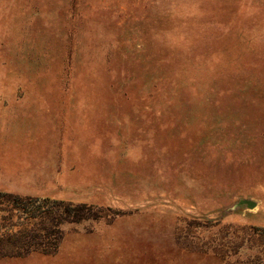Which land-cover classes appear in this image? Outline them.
<instances>
[{"label": "rangeland", "instance_id": "rangeland-1", "mask_svg": "<svg viewBox=\"0 0 264 264\" xmlns=\"http://www.w3.org/2000/svg\"><path fill=\"white\" fill-rule=\"evenodd\" d=\"M0 186L99 215L0 264H263L264 0H0Z\"/></svg>", "mask_w": 264, "mask_h": 264}, {"label": "trees", "instance_id": "trees-1", "mask_svg": "<svg viewBox=\"0 0 264 264\" xmlns=\"http://www.w3.org/2000/svg\"><path fill=\"white\" fill-rule=\"evenodd\" d=\"M93 207L0 191V259L56 253L63 239L62 225L98 218ZM259 253L261 260L264 251Z\"/></svg>", "mask_w": 264, "mask_h": 264}, {"label": "crops", "instance_id": "crops-1", "mask_svg": "<svg viewBox=\"0 0 264 264\" xmlns=\"http://www.w3.org/2000/svg\"><path fill=\"white\" fill-rule=\"evenodd\" d=\"M34 158H32L31 159V162L29 163L30 164V167L31 166H33L32 164H35V163H37V158H40V157H43L44 158V165H45V169H46V171L45 172H42L40 175V179L42 180V181H45V183H49V182H53L54 180H55V178L57 177V174H58V172L56 171V162H57V159H55V160H50V158L47 156H44V154H40V155H35V156H33ZM35 157H37V158H35ZM39 161H40V159H39ZM5 174H8V175H12V176H7L6 175V178H10V180L11 179H15L16 178V176L18 175V174H16V172L12 169V168H10V170L7 172V173H5ZM33 173H30V175H32ZM0 190H3V191H10V192H19V193H23V192H25L26 193V191H19V190H16V189H14V188H12V189H8V188H5V187H3V186H0ZM41 194H46V193H41Z\"/></svg>", "mask_w": 264, "mask_h": 264}]
</instances>
